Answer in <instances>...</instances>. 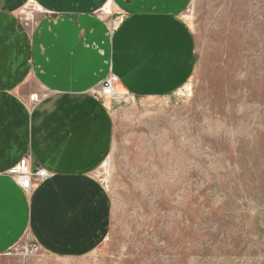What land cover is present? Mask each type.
<instances>
[{"label":"rangeland","instance_id":"374dc122","mask_svg":"<svg viewBox=\"0 0 264 264\" xmlns=\"http://www.w3.org/2000/svg\"><path fill=\"white\" fill-rule=\"evenodd\" d=\"M35 9L20 11L29 27ZM182 18L188 83L156 99L118 84L104 101L110 150L92 175L106 239L65 257L26 235L0 264H264V0H191Z\"/></svg>","mask_w":264,"mask_h":264},{"label":"crops","instance_id":"0c3cea01","mask_svg":"<svg viewBox=\"0 0 264 264\" xmlns=\"http://www.w3.org/2000/svg\"><path fill=\"white\" fill-rule=\"evenodd\" d=\"M190 1L0 0V255L26 235L65 257L106 239L108 197L92 175L110 150L102 81L113 74L128 97L151 99L186 85ZM26 155L51 172L29 190L7 173Z\"/></svg>","mask_w":264,"mask_h":264},{"label":"built area","instance_id":"2783aa9c","mask_svg":"<svg viewBox=\"0 0 264 264\" xmlns=\"http://www.w3.org/2000/svg\"><path fill=\"white\" fill-rule=\"evenodd\" d=\"M100 93L104 99L118 98L120 90L118 88V78L110 74L101 84ZM7 173L13 178L15 183L23 190H29L33 185H38L51 176L48 170L30 166V156L23 157L16 165L8 169Z\"/></svg>","mask_w":264,"mask_h":264}]
</instances>
